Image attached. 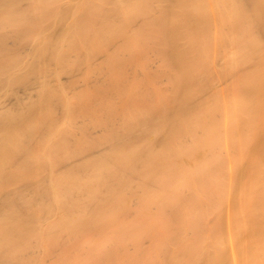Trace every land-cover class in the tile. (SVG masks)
<instances>
[{
	"label": "bare ground",
	"instance_id": "6f19581e",
	"mask_svg": "<svg viewBox=\"0 0 264 264\" xmlns=\"http://www.w3.org/2000/svg\"><path fill=\"white\" fill-rule=\"evenodd\" d=\"M0 264H264V0H0Z\"/></svg>",
	"mask_w": 264,
	"mask_h": 264
}]
</instances>
